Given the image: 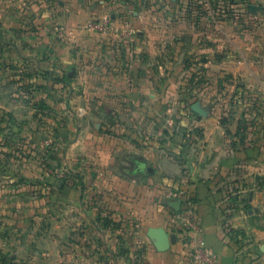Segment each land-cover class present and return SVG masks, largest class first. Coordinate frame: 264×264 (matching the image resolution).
Here are the masks:
<instances>
[{
  "label": "crops",
  "instance_id": "1",
  "mask_svg": "<svg viewBox=\"0 0 264 264\" xmlns=\"http://www.w3.org/2000/svg\"><path fill=\"white\" fill-rule=\"evenodd\" d=\"M128 1L132 5L125 11L117 5L111 10L107 0H97L94 27L87 8L79 10L78 24L71 23L69 10L57 12L51 7L54 14L47 13L45 0L40 12H35L32 0L27 7L5 0L0 8V110L20 103L32 109L27 97L34 82L45 84L53 78L54 87L60 86L69 96L67 118L85 112L79 126L64 120L69 135L77 126L80 129L73 142L67 141L71 144L63 154L40 139L34 142V132L26 133L28 139L22 136L29 143L22 153H47L53 160L61 154L67 164L79 158L84 161L74 166L77 173L68 172L71 165L64 169L61 179L57 167L46 170L48 186H59L54 201L62 202L70 215L62 230L66 244L50 253H62L65 264H190V252L203 238L216 264H264V35L258 32L261 36L254 42L228 39L224 60L234 63L229 68L234 76L240 75L239 114L244 115L240 127L232 119L223 123L211 118L213 111L207 107H199L205 110L200 115L192 104L189 111L197 116L190 122L195 131L182 129L183 134L159 138L156 144L147 140L145 127L149 112L160 104L162 97L156 98L155 92L162 87L158 90L148 82L156 55L165 54L168 43H173L165 32L157 31L170 25L150 21L146 8L137 7L136 0ZM255 11L263 12L260 7ZM258 25L264 29L263 22ZM187 27L194 30L197 22L191 18ZM155 68L160 75L162 66ZM94 97L95 108L88 105ZM102 109L111 113V120L94 116ZM3 112L0 126L17 125L13 112ZM138 127H143L142 133ZM74 149L75 154L70 151ZM104 195L105 207L111 208L107 212L99 211ZM177 200L181 204L174 209L171 204ZM187 203L193 207L197 231L185 226ZM73 210L87 227L80 239L97 236L98 241L110 238L115 244L74 245ZM123 211L127 220L121 219ZM150 228H163L176 240L162 250L149 236ZM22 253L28 264H39L35 249Z\"/></svg>",
  "mask_w": 264,
  "mask_h": 264
},
{
  "label": "rangeland",
  "instance_id": "2",
  "mask_svg": "<svg viewBox=\"0 0 264 264\" xmlns=\"http://www.w3.org/2000/svg\"><path fill=\"white\" fill-rule=\"evenodd\" d=\"M4 1L0 0V8ZM29 1L19 0L16 4L18 7H27L30 6ZM32 1L35 4V12H40L43 9L42 0ZM15 2L11 0V3ZM107 2L111 10H114L115 5L124 10L132 5L128 0ZM136 6L140 9L146 8L150 21L170 25L168 30L163 29L157 33L165 32V36L173 42L168 43L165 54L156 55L157 60L152 68L153 76L149 78L148 84L158 90L161 85L162 91L155 92V96L162 98L160 104L149 112L151 118L145 127L147 140L157 144L159 138L171 139L176 132L182 133V129L188 131L189 128L195 127L190 122V119L197 116L189 111L192 104L209 108L213 111L210 117L218 118L223 123L232 119L239 128L240 121L244 120V115L239 114L240 75L238 73L234 76V73L230 72L229 68L234 63L225 62L224 58L229 48V38L254 42L261 36L258 32L264 35V29H258V24L264 23V0H136ZM44 7H52L54 11L60 9L61 12L69 10L68 16L72 24L79 23V10L87 8L89 24L94 27L98 22L94 17L96 10L99 11L97 0H45ZM257 7L262 8L263 12L255 11ZM54 11L49 9L47 13L51 12L53 15ZM191 18L197 22L194 30L187 27ZM178 24L183 29L176 26ZM92 41H95L94 38ZM73 50L75 51L74 48ZM159 65L162 66L160 75L155 68ZM46 83L43 81L32 84V95L27 97L34 106L32 109L27 104L22 106L20 103L12 109L0 110V115L2 111L13 112L12 116L16 118L14 120L17 123L14 127L0 126V264H28L29 259H25L22 252L31 248L36 250V255L33 256L37 257L36 262L39 264L50 260H53L54 264L67 263L62 253H50L54 247L66 244L62 230L65 223L70 222V215L65 211L67 207L62 202L54 201V197L59 195V186H48L46 172L52 167H57L61 173L57 178L61 179L64 169H69L71 165L72 170L69 169L68 172L77 173L74 166L80 167L84 161L79 158L77 163L72 160L71 164H67L61 154L55 155L53 160L47 153L36 156L26 150L23 153L21 151L25 144H29L25 142V138L29 137L26 133L34 132L37 136L34 142L40 139L44 141L43 145H51L62 154L65 150L68 152L69 144L73 142L71 140L79 136V119L84 116L76 117L73 114L74 118L68 119L67 110L71 108L65 107V101L69 100V96L61 92L58 88L60 86L54 87L53 78L47 79ZM105 95L109 98L111 96ZM56 99L58 100L53 104ZM47 100L49 102L44 103ZM74 100L76 105L80 104L77 98ZM95 101L96 97L90 100L88 105L95 108ZM94 116H102L105 120L112 119L111 113L104 109L100 115L95 112ZM65 119L78 125L70 135ZM142 130L143 127L137 128L140 133ZM64 137L68 140L64 141ZM70 151L75 154L78 150ZM23 175L29 177L31 182L24 181ZM106 198L107 195H104L105 202L99 207V211L107 212L111 209L108 208L109 204L105 207ZM123 212L121 219L127 220V212ZM71 218L75 228L74 245L87 248L115 244L110 238H100L98 241L97 236L80 239L79 235L87 227L84 222H80V213L75 210ZM75 258H78V255Z\"/></svg>",
  "mask_w": 264,
  "mask_h": 264
},
{
  "label": "built area",
  "instance_id": "3",
  "mask_svg": "<svg viewBox=\"0 0 264 264\" xmlns=\"http://www.w3.org/2000/svg\"><path fill=\"white\" fill-rule=\"evenodd\" d=\"M81 115H84V110H80ZM193 207L190 203H187L184 208L185 215V226L188 227L191 231H197V227L192 220ZM189 263L190 264H216V257L211 253L205 244L203 238H198L196 240V245L189 254Z\"/></svg>",
  "mask_w": 264,
  "mask_h": 264
},
{
  "label": "water",
  "instance_id": "4",
  "mask_svg": "<svg viewBox=\"0 0 264 264\" xmlns=\"http://www.w3.org/2000/svg\"><path fill=\"white\" fill-rule=\"evenodd\" d=\"M192 109L200 115L205 114V110L199 108L197 104L192 106ZM181 204L180 200L174 201L171 204V207L174 209H179ZM149 236L155 240V244L158 248L166 250L170 247V244L176 240L175 235L168 234L163 228H150L148 231Z\"/></svg>",
  "mask_w": 264,
  "mask_h": 264
}]
</instances>
